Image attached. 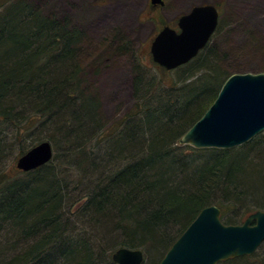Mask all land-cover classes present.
I'll return each instance as SVG.
<instances>
[{
	"label": "trees",
	"instance_id": "obj_1",
	"mask_svg": "<svg viewBox=\"0 0 264 264\" xmlns=\"http://www.w3.org/2000/svg\"><path fill=\"white\" fill-rule=\"evenodd\" d=\"M83 33L68 14L0 0V264H118L121 246L159 264L204 207L217 204L234 224L264 209V131L233 148L178 143L232 74L209 43L176 68L174 85L146 83L138 63L132 110L121 130L103 131L81 81ZM94 139L104 153L95 155ZM44 140L53 159L18 169L19 156ZM78 185L87 191L70 201ZM263 245L218 264H264Z\"/></svg>",
	"mask_w": 264,
	"mask_h": 264
},
{
	"label": "rangeland",
	"instance_id": "obj_2",
	"mask_svg": "<svg viewBox=\"0 0 264 264\" xmlns=\"http://www.w3.org/2000/svg\"><path fill=\"white\" fill-rule=\"evenodd\" d=\"M28 1L39 5L47 14H68L75 25L84 29L82 37L85 38L78 52L83 67V87L98 101L99 124L104 125L103 131L115 126L121 130V122L132 110L136 102L133 83L138 63L145 73L146 83L154 80L161 85H174L175 80H179L182 72L167 70L156 63L150 46L165 24L178 28L179 16L194 5L214 3L221 11L218 29L209 46L220 54V68L225 70V75L264 71V0H165V5L155 6L151 0ZM92 143L98 144L99 140ZM99 147L98 144L95 155L105 152ZM75 188L78 189L73 188L67 195L70 201L81 190L87 191L83 185ZM238 209L237 206L235 210ZM79 224L85 225L82 219ZM259 254L256 259L264 257V245ZM254 261L257 260L242 263L260 264Z\"/></svg>",
	"mask_w": 264,
	"mask_h": 264
},
{
	"label": "water",
	"instance_id": "obj_3",
	"mask_svg": "<svg viewBox=\"0 0 264 264\" xmlns=\"http://www.w3.org/2000/svg\"><path fill=\"white\" fill-rule=\"evenodd\" d=\"M164 5L165 0H151ZM220 12L215 4H197L178 19L179 30L166 24L151 43L153 60L168 70L188 63L215 33ZM264 131V71L234 72L223 83L214 102L178 140L196 148H233ZM54 148L44 140L16 162L29 171L50 162ZM217 204L204 207L167 250L159 264H218L252 255L264 242V210L242 223H225ZM118 264H142L144 251L121 246L113 252Z\"/></svg>",
	"mask_w": 264,
	"mask_h": 264
},
{
	"label": "bare ground",
	"instance_id": "obj_4",
	"mask_svg": "<svg viewBox=\"0 0 264 264\" xmlns=\"http://www.w3.org/2000/svg\"><path fill=\"white\" fill-rule=\"evenodd\" d=\"M78 56H79V53H78ZM79 62L81 63L82 61H81V59H80V56H79ZM81 75H83V69H82V71H81ZM81 81H83V78H81ZM125 117V116H124ZM48 141H50V140H48ZM51 142V141H50ZM55 154V153H54ZM77 229H78V231L79 232H81L82 230H81V228H78V227H80V224L79 223H77ZM68 229V228H67ZM21 245V244H20ZM19 245V246H20ZM17 249H20V247H18ZM144 258H145V255H144Z\"/></svg>",
	"mask_w": 264,
	"mask_h": 264
}]
</instances>
